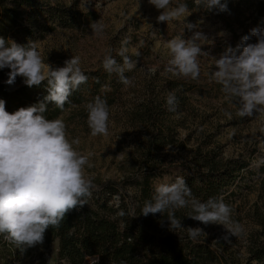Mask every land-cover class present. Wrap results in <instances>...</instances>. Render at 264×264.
Listing matches in <instances>:
<instances>
[{
  "label": "clouds",
  "instance_id": "9594fccd",
  "mask_svg": "<svg viewBox=\"0 0 264 264\" xmlns=\"http://www.w3.org/2000/svg\"><path fill=\"white\" fill-rule=\"evenodd\" d=\"M159 11L158 23L182 21L184 28L193 34L189 38L176 36L168 40L165 52L168 56L166 71L175 77L197 80L200 76L199 57L208 55L202 45L210 43L199 30L203 17L195 23L188 22L192 12L187 3L173 6V0H148ZM196 8L205 12L217 9L228 11L227 0H193ZM94 35H101L104 24L95 21L90 24ZM223 35V33H221ZM255 37L256 42H251ZM127 41L122 42L117 53L122 64L109 52L102 61L104 70L116 74L124 86L133 81L125 72L133 71L138 60L127 54ZM139 52L135 56L139 57ZM211 79L221 86L229 101L238 104L239 117L264 115V28H252L249 34L240 38L235 47H227L219 57H213ZM78 56L64 62L62 67H53L45 62L35 42L19 44L0 36V70L9 69L8 85H14L17 77L31 87L46 82L47 95L43 100L15 112L6 110V103L0 99V236L14 244L21 253L42 245L49 227H59L66 215L83 207L91 196L92 179L89 167L91 153L84 154L74 145L80 141L69 140L63 120L47 119L44 113L49 104L63 110L72 93L88 77L82 70ZM155 74V69H149ZM166 105L174 112L178 105L175 92H168ZM87 124L92 136H107L110 127V111L107 101L97 96L87 104ZM264 150V141L261 142ZM190 207L188 217L202 224L222 225L226 230L221 239L244 232L243 226L232 220V209L222 199L209 198L201 202L192 196L183 177H177L171 184L156 187L150 200H146L141 215L160 213L166 215L170 231L184 228L176 217L177 210ZM190 239L201 234L200 227H187Z\"/></svg>",
  "mask_w": 264,
  "mask_h": 264
},
{
  "label": "trees",
  "instance_id": "16d2710c",
  "mask_svg": "<svg viewBox=\"0 0 264 264\" xmlns=\"http://www.w3.org/2000/svg\"><path fill=\"white\" fill-rule=\"evenodd\" d=\"M187 3L189 10H198L193 0ZM223 2V0H222ZM228 11L203 13L217 20L229 33L228 46L235 47L240 38L255 27L264 28V0H227ZM38 16L51 18L49 25L40 24ZM82 14L77 6L67 7L57 0H0V36L19 44H27L40 31L53 32L56 27L72 29L80 25ZM24 21V25H23ZM38 36V37H37ZM251 42H256L255 37ZM6 69L0 70V99L6 110L15 112L43 100L47 95L46 82L39 87L25 84L8 92L5 81ZM17 81V79H16ZM16 83V82H15ZM167 91L175 92L178 105L174 112L166 105V96L153 90L151 96L128 111L126 124L134 131L142 130L135 148L127 157V173L118 183L104 181L93 183L91 196L80 208L70 211L59 227H49L44 245L57 241V259L64 264H264V214L254 213L261 235L248 237L245 257L238 253L236 239H221L225 234H214L207 239L203 234L195 240L189 238L186 228L197 227V222L188 217L190 207L176 211L175 215L184 228L172 232L165 217L160 213L141 215L146 200L155 193L154 183L170 176L173 170H181L192 196L201 202L209 198L222 199L230 206L235 198L234 188L239 185L251 159L257 154L254 147L248 148V158L242 156L225 158L221 149L212 142V135H203L201 144L191 152L188 162L178 167L166 166L163 152L179 144L178 128L183 126L181 109L188 106L185 93L189 90L178 83L168 82ZM84 83L69 97L63 110L54 104L44 113L47 119H57L68 110H84L88 99L84 95ZM262 173L264 175V167ZM264 185V179L260 181ZM132 190V193L126 191ZM119 197L118 203L114 202ZM258 212V211H257ZM4 238L3 236H0ZM7 255L0 256V264H24L27 252L9 242ZM43 262V261H42ZM43 264V263H42Z\"/></svg>",
  "mask_w": 264,
  "mask_h": 264
},
{
  "label": "rangeland",
  "instance_id": "374dc122",
  "mask_svg": "<svg viewBox=\"0 0 264 264\" xmlns=\"http://www.w3.org/2000/svg\"><path fill=\"white\" fill-rule=\"evenodd\" d=\"M57 1L67 7L77 6V10L82 14L80 25L72 29L56 27L50 33L42 30L39 32L40 38L35 37L32 42L36 43L45 62L53 67H62L66 60L78 56L80 66L88 77L84 83L87 104L99 96L107 101L110 111L107 136L94 137L90 134L87 112L84 110H68L58 117L66 124L69 140L80 141L79 145L74 147L84 154L91 153L90 166L86 167L89 178L96 184L104 181L122 182L128 174L127 157L135 148L142 132L134 131L126 124L127 112L149 98L154 89L161 91V96H167L168 82L188 88L185 93L188 106L184 110L181 109V116L178 117L183 119V126L178 128L180 141L176 147L163 152V167H178L186 163L192 169L188 164L190 155L201 144L203 135H212L213 144L220 147L225 158H248L247 149H257V154L251 159L250 170L245 173L243 181L234 188L235 198L230 204L233 210L232 220L240 223L244 229L241 235L233 236L239 244V256L244 258L248 237L252 234L261 235L254 213L264 214V185L260 184L264 179L261 168L264 167V150L261 148V142L264 141V115L257 113L253 117H239L238 104L229 101L221 86L210 77V72L214 70L213 57H219L229 47V33L217 20L206 16L203 11L190 10L192 14L187 17L188 22L195 23L202 17L204 19L199 30L210 41L202 45V50L208 55L198 58L201 71L197 80L178 78L166 71L169 58L164 45L176 36L191 37L193 33L184 28L182 21L158 23L156 17L159 11L149 4L148 0ZM179 3L180 0H173V6ZM49 20L52 21L47 16H38L40 24L49 25ZM95 21L105 26L101 35L92 33L90 24ZM124 41H127V54L133 60H138L133 71L125 72V76L133 81L132 86L127 87L120 82L116 74L107 73L102 66V61L109 52L122 64V58L117 53ZM136 52H139V57L135 56ZM149 69H155V74ZM22 84L23 79L17 77L12 86ZM177 177H183L179 169L156 181L154 188L161 184H171ZM126 191L132 193L130 189ZM118 201L119 197L116 196L114 202ZM197 227L204 230L206 235H203L207 239L214 234H225L226 231L222 225L216 224L205 225L197 222ZM259 238L264 242V237ZM9 245V241L0 237L1 257L7 255ZM57 250V241L48 247L44 244L37 245L26 251L28 257L24 264H64L58 261Z\"/></svg>",
  "mask_w": 264,
  "mask_h": 264
},
{
  "label": "water",
  "instance_id": "95a60500",
  "mask_svg": "<svg viewBox=\"0 0 264 264\" xmlns=\"http://www.w3.org/2000/svg\"><path fill=\"white\" fill-rule=\"evenodd\" d=\"M23 85V84H22ZM22 85H20V86H22ZM20 86H12V85H6V87H5V89L8 91V92H12V91H14V90H16V89H18Z\"/></svg>",
  "mask_w": 264,
  "mask_h": 264
}]
</instances>
